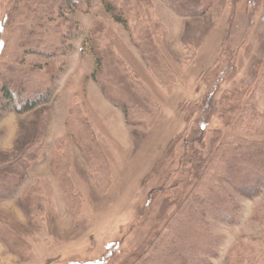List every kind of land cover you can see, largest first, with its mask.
Here are the masks:
<instances>
[{
    "label": "rangeland",
    "instance_id": "obj_1",
    "mask_svg": "<svg viewBox=\"0 0 264 264\" xmlns=\"http://www.w3.org/2000/svg\"><path fill=\"white\" fill-rule=\"evenodd\" d=\"M233 1L219 16L196 17L162 0H132L129 28L95 1L87 13L69 16L81 33L68 54L26 55L25 67L55 64L57 70L50 103L24 114L0 110V167L31 146L38 156L15 195L0 201V264H123L172 201L168 189L183 180L152 176L174 138L203 124L205 154L216 130L226 143L264 141V119L231 130L221 117L228 93L246 90L242 103L254 97L264 114V0ZM10 3L0 0V51ZM228 32L230 54L223 58ZM100 56L104 73L95 76ZM124 105L144 115L127 121ZM195 105L201 111H190L187 124L181 109ZM82 145L92 146L91 163ZM235 196L241 206L236 224L208 219L220 238L208 264H232L240 238L252 244L264 235V191L251 199ZM256 252L253 264H264V250Z\"/></svg>",
    "mask_w": 264,
    "mask_h": 264
},
{
    "label": "trees",
    "instance_id": "obj_2",
    "mask_svg": "<svg viewBox=\"0 0 264 264\" xmlns=\"http://www.w3.org/2000/svg\"><path fill=\"white\" fill-rule=\"evenodd\" d=\"M95 1L117 23L129 28L132 0H11L9 22L2 26L3 32L7 31V40L0 51V110H14L24 114L51 102L54 94L52 78L57 70L55 64L45 68L25 67L26 55L55 57L68 54L72 49L71 41L81 33V26L69 16L76 12L87 13ZM162 1L182 16L196 17L208 12L219 16L234 2ZM230 38L231 33L228 32L226 45L221 53L223 58L230 54ZM15 40L17 42L13 43ZM137 47L146 53V47ZM106 60L110 66L109 60ZM104 65L103 57L100 56L95 76L103 75ZM112 78L115 81L116 77ZM120 85L128 92L123 83L118 82L115 86ZM248 92L228 93L229 97L221 101L224 112L228 113L221 115L222 120L226 121V128L236 130L245 124L246 127L256 126L264 119L256 98L250 97L248 103H242ZM122 108L127 121L130 115L141 117L145 111L127 105ZM185 108L182 107L181 110L187 114L185 122L189 124L192 115L188 113L200 112L201 106L195 105L194 110L192 107ZM210 109L211 103L207 104V110ZM142 123L144 122L141 121L140 124ZM186 133L187 131L172 140L152 171L154 178L163 176L168 181L170 176L180 175L183 180L176 181L168 189L172 193V201L168 200L164 204V212L155 219L154 228L147 239L123 264H208L209 258L217 255L220 244V238L211 231L208 219L234 225L241 214V206L235 195L251 199L264 191V141L237 137L226 143L223 132L216 130L211 147L205 154V125L201 124L193 135ZM81 142L86 144L84 140ZM83 147L82 145L83 153L91 163L96 158L95 152L92 146H88V150ZM180 148L182 151L178 154ZM37 159L31 146L19 158L0 167V201L15 195L27 177L31 164ZM71 186L72 183L69 185L63 182V188L69 190L68 194L74 192ZM261 214L264 221V213ZM262 232L264 234V230ZM257 249L264 250V235L252 244L240 238L230 253V257L234 259L232 264H253L257 258Z\"/></svg>",
    "mask_w": 264,
    "mask_h": 264
}]
</instances>
